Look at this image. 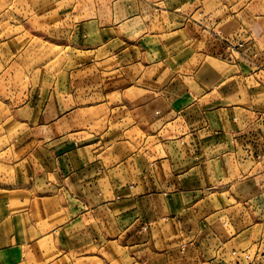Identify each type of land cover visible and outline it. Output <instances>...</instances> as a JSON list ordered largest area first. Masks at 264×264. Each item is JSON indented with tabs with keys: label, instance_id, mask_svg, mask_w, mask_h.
Listing matches in <instances>:
<instances>
[{
	"label": "crops",
	"instance_id": "0c3cea01",
	"mask_svg": "<svg viewBox=\"0 0 264 264\" xmlns=\"http://www.w3.org/2000/svg\"><path fill=\"white\" fill-rule=\"evenodd\" d=\"M71 7L17 71L0 264H264V0Z\"/></svg>",
	"mask_w": 264,
	"mask_h": 264
},
{
	"label": "rangeland",
	"instance_id": "374dc122",
	"mask_svg": "<svg viewBox=\"0 0 264 264\" xmlns=\"http://www.w3.org/2000/svg\"><path fill=\"white\" fill-rule=\"evenodd\" d=\"M222 3L217 0V5ZM71 6L72 0H0V177L10 170L9 119L22 102L26 85L17 71L49 67L64 57L55 36L60 22L72 17ZM257 172L264 175V169ZM260 189L264 192V185Z\"/></svg>",
	"mask_w": 264,
	"mask_h": 264
},
{
	"label": "built area",
	"instance_id": "2783aa9c",
	"mask_svg": "<svg viewBox=\"0 0 264 264\" xmlns=\"http://www.w3.org/2000/svg\"><path fill=\"white\" fill-rule=\"evenodd\" d=\"M246 257H247V258H249V255H248V254H246Z\"/></svg>",
	"mask_w": 264,
	"mask_h": 264
}]
</instances>
